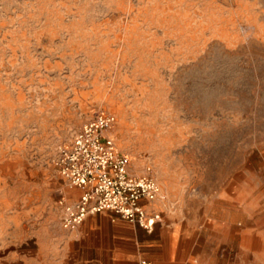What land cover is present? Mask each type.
Returning <instances> with one entry per match:
<instances>
[{"label": "rangeland", "instance_id": "rangeland-1", "mask_svg": "<svg viewBox=\"0 0 264 264\" xmlns=\"http://www.w3.org/2000/svg\"><path fill=\"white\" fill-rule=\"evenodd\" d=\"M102 111L162 189L143 247L264 264V0H0V264L50 260L56 150Z\"/></svg>", "mask_w": 264, "mask_h": 264}, {"label": "built area", "instance_id": "built-area-1", "mask_svg": "<svg viewBox=\"0 0 264 264\" xmlns=\"http://www.w3.org/2000/svg\"><path fill=\"white\" fill-rule=\"evenodd\" d=\"M116 122L113 113L99 112L56 150L53 164L59 175L82 191L77 201L60 203V223L66 231H76L89 216L105 212L147 233L163 222L161 212L150 210L153 203L164 199L151 169L134 174L130 158L107 136Z\"/></svg>", "mask_w": 264, "mask_h": 264}, {"label": "crops", "instance_id": "crops-1", "mask_svg": "<svg viewBox=\"0 0 264 264\" xmlns=\"http://www.w3.org/2000/svg\"><path fill=\"white\" fill-rule=\"evenodd\" d=\"M69 188L72 196L68 201H77L82 191ZM154 237L115 214L105 212L89 216L74 232L62 231L58 247L51 250L50 260H45L43 264H143L142 257L146 259V264H190L183 256L200 250L199 241L195 239L189 250L184 246L183 239L168 249L163 246V238L155 241L162 246L154 250L143 247V238L154 240Z\"/></svg>", "mask_w": 264, "mask_h": 264}]
</instances>
